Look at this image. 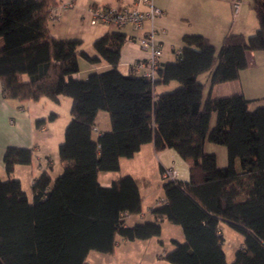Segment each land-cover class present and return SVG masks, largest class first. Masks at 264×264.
<instances>
[{
	"label": "trees",
	"instance_id": "obj_1",
	"mask_svg": "<svg viewBox=\"0 0 264 264\" xmlns=\"http://www.w3.org/2000/svg\"><path fill=\"white\" fill-rule=\"evenodd\" d=\"M58 4L0 0L2 97L71 100L57 146L62 169L53 179L45 170L35 177L30 201L11 173L17 164H30L32 148L7 146L3 152L0 264H86L91 250L112 254L116 235L158 236L162 218L184 236L160 256L170 264H264V105L250 110L251 100L240 92L203 99L198 79L204 72H210V84L237 79L248 65L247 52L264 50V0H251L257 21L251 34L228 33L218 49L201 34H184L179 55L160 62L152 81L118 70L127 38L119 30L96 37L92 55L80 48L81 39L54 37L47 17ZM79 58L108 68L79 78ZM170 82L176 86L156 91ZM99 110L108 113L110 128L92 138ZM55 117L37 118L35 127ZM206 141L225 148L224 166L204 150ZM148 142L155 152L172 149L186 161L188 177L164 181L154 220L128 226L126 217L141 210L136 182L123 175L103 186L97 174L117 171L120 157ZM222 221L242 235L231 263L222 249Z\"/></svg>",
	"mask_w": 264,
	"mask_h": 264
},
{
	"label": "crops",
	"instance_id": "obj_2",
	"mask_svg": "<svg viewBox=\"0 0 264 264\" xmlns=\"http://www.w3.org/2000/svg\"><path fill=\"white\" fill-rule=\"evenodd\" d=\"M64 2L62 0H58ZM132 1V0H130ZM130 1L121 0H101V2L92 1L85 5H81L76 12L75 3L70 10H59L58 20L48 22L51 34L56 38H78L87 40L89 46L92 41L104 33L105 31L115 30L105 25H88L87 6L90 4H111L122 5ZM234 0H158L155 5L163 11V15H174V28L170 31L168 37L167 32L162 30L165 38L156 37L161 42L162 50L164 46H168L171 51L176 50L173 44H177L184 34H201L217 49L224 35L228 33L251 34L256 26L257 21L254 16L251 1L245 0L240 4L237 13L233 12L232 3ZM79 14V15H78ZM78 15V17H75ZM149 22H145L142 30H133L130 26H125L119 31L126 34V41L121 48L120 61L117 68L122 73L130 72V64L137 59L144 58L146 53L142 51L136 43L130 41L141 35L143 30L148 29ZM154 27V21H153ZM90 55L94 54V50L87 51ZM177 47L178 49L181 47ZM167 47V48H168ZM161 62L173 61L168 57L160 58ZM246 68L242 69L237 79L225 81L216 84L209 83L210 72H204L198 76L199 81L203 85V99L207 96L211 98L226 96L235 92H240L245 98L253 101L264 97V50L247 52ZM84 65L83 71L81 70ZM108 65L100 61L95 64H89L79 61V71L76 74L79 78H85L90 72L101 71L107 69ZM83 74V75H81ZM176 86V85H175ZM173 82L167 85L156 86V91H166L172 89ZM261 96V97H260ZM40 98L37 101L19 102L15 99H6L1 94L0 84V178H6L2 156L7 146L30 147L32 148V158L28 165L17 164L14 166L12 177L19 179L22 189L28 198L27 190L24 187V180L27 188L30 190L31 183L42 171H47L51 179H53L62 169L57 155V146L63 140L64 126L67 120L62 124L58 121L59 116L55 106L61 102L67 103L70 107L71 100H66L62 96H58L57 101H51L48 104ZM251 102L249 103V106ZM248 106V107H249ZM56 113V117L52 121L46 122L40 129L35 127L37 118L46 117V112ZM215 115L210 118V127L214 124ZM95 130H92V138H96L100 133L109 130L110 123L108 113L99 110L95 116ZM222 146H216L211 142L204 143V150L215 154L218 166L226 164V151ZM179 156L172 149H164L159 152L153 150L151 142L142 144L137 152L131 157H120L119 168L117 171H99L97 174L98 182L107 186L112 180L123 176L130 175L138 187V191L142 197L141 210L137 214H130L126 217L125 223L130 226L135 223L144 221H153L154 215L152 210L160 205L163 201V191L159 195V199H152L145 202L152 186L155 184L154 173L158 180L159 170L161 166H175L179 162ZM155 176V175H154ZM29 199V198H28ZM221 232V231H220ZM172 240L179 242L184 240L181 228L178 225L169 223L165 218L160 221V234L148 239L125 240L119 235L115 237V246L112 254L95 253L94 250L88 252L85 262L86 264H170L160 256L166 251L173 248ZM98 252V251H97Z\"/></svg>",
	"mask_w": 264,
	"mask_h": 264
},
{
	"label": "built area",
	"instance_id": "obj_3",
	"mask_svg": "<svg viewBox=\"0 0 264 264\" xmlns=\"http://www.w3.org/2000/svg\"><path fill=\"white\" fill-rule=\"evenodd\" d=\"M155 0H132L131 4L111 5V4H90L87 6V20L90 25H105L119 30L125 26H130L133 30H142L143 23L149 22L148 29L143 30L141 35L130 38L137 46L146 53L141 59L134 60L130 64V73L142 76L149 81L154 80L156 71L160 65L162 55L161 42L156 37V30L153 21L156 17L163 15V11L155 5ZM240 0L232 3L233 12L237 13L240 7ZM72 1L60 2L50 8L47 17L48 22L58 20L59 10L72 8ZM175 55H179V50H173ZM92 130H95L93 128ZM177 173L172 166H162L159 170V177L163 181L177 178Z\"/></svg>",
	"mask_w": 264,
	"mask_h": 264
},
{
	"label": "rangeland",
	"instance_id": "obj_4",
	"mask_svg": "<svg viewBox=\"0 0 264 264\" xmlns=\"http://www.w3.org/2000/svg\"><path fill=\"white\" fill-rule=\"evenodd\" d=\"M62 1H73L75 3V6H76L75 8H73V10L75 12H76V10H78V8L81 5H85V4L90 3L92 1L101 2V0H62ZM121 1L127 2L130 0H121ZM157 1L158 0H155V3ZM244 1L245 0H242V2H244ZM248 1H251V0H248ZM131 2L132 1H130L128 3H124V4L129 5V4H131ZM70 9H68V10H70ZM78 15H76L75 17H78ZM254 16H255V14H254ZM84 23L90 25L88 23V20L87 21L85 20ZM144 23H143V25H144ZM90 26H92V25H90ZM154 28L158 31L157 37H159V38H165L166 37V35H163L162 30H165L167 32V37H168L170 31H172L174 28V15H173V13L170 12L169 15L165 14L164 16L161 15V16L156 17L154 19ZM246 35H248V34H246ZM180 42H181V40H179L177 44H173L174 47H176L175 49H178L177 47L180 45ZM89 43L90 42H88L87 40H84V42L82 43V48H84L86 50L88 49L87 51H89V50L91 51L92 49H91V46H89ZM167 47L168 46L163 47V50H162L163 57L166 56L169 59L174 60L176 58L174 52H172L171 49L169 47L168 48ZM92 52H93V50H92ZM79 61L82 63L85 62V60L82 58H79ZM83 69H85L84 65H82V67H81L82 71H83ZM81 75H83V74H81ZM175 85H176V82H173L174 87H175ZM62 97L66 98V100L70 99L67 96H62ZM44 100H47L46 102L48 104H51V101H49V99L45 98ZM262 105H264V97H261L260 99L251 101V105L249 106V109L253 110L255 107L262 106ZM53 109L54 110L56 109V111L58 112V116H59V119L57 121L58 123L60 122L62 124L64 121H66L67 117L69 118V106L67 103L61 102L58 106L56 105L55 108H53ZM49 111H51V110H48L46 112V117L50 113ZM67 121H69V119ZM66 124H67V122H66ZM66 124H65V126H66ZM211 144H213V143H211ZM216 146H222V145L216 144ZM221 148H223V146ZM178 158H179L178 160L180 163H177L175 166H172V167L175 169V171L177 173L176 177L178 179H186L188 177L187 163H186V161H184L180 157H178ZM168 166H171V165H168ZM154 175H153V178H155L156 182L152 186V188L150 189V193H149V195L145 201L146 203L152 199H156V198L159 199L160 198L159 195L163 191L161 185L164 181L161 180L159 176H157L158 177V180H157L156 179V173H154ZM24 187L27 190V194H28V198H29L28 200L30 201L31 200V193H30L29 188H27L25 180H24ZM219 228H220L221 235L223 238L222 249H223L224 254H225V261L227 263H231V261L233 260L235 250L238 249L239 246L241 245L242 235L239 232H237L236 230H234L233 228H231L227 223H225L223 221L219 223ZM93 252L98 253V254L100 253L97 251H93Z\"/></svg>",
	"mask_w": 264,
	"mask_h": 264
}]
</instances>
